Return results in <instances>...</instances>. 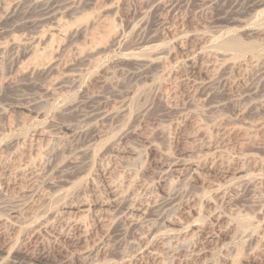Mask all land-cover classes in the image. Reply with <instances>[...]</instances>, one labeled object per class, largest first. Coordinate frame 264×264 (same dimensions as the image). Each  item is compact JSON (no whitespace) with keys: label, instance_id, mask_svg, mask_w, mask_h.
<instances>
[{"label":"rangeland","instance_id":"rangeland-1","mask_svg":"<svg viewBox=\"0 0 264 264\" xmlns=\"http://www.w3.org/2000/svg\"><path fill=\"white\" fill-rule=\"evenodd\" d=\"M47 2L0 0L1 256L264 264V0Z\"/></svg>","mask_w":264,"mask_h":264},{"label":"bare ground","instance_id":"bare-ground-1","mask_svg":"<svg viewBox=\"0 0 264 264\" xmlns=\"http://www.w3.org/2000/svg\"><path fill=\"white\" fill-rule=\"evenodd\" d=\"M70 2L69 0H48L47 2V13L45 15V17L47 16V21H51L54 22L53 20H57V16L59 15V13L64 11L62 8H66L67 5H69ZM73 4V3H72ZM73 7V6H72ZM68 9V8H66ZM45 11V12H46ZM68 11V10H67ZM42 14H44L42 12ZM66 14V13H65ZM59 17V16H58ZM43 18V17H42ZM39 19V18H38ZM44 19V18H43ZM42 20V19H41ZM33 22V21H32ZM43 23V22H42ZM37 24V23H36ZM40 24V23H39ZM38 24V25H39ZM35 27V26H34ZM39 28V27H38ZM60 49V48H59ZM197 63V62H196ZM215 164V163H214ZM206 175V174H205ZM218 179V178H217ZM212 180V179H211ZM212 183V182H211ZM68 224V223H67ZM73 226V225H72ZM213 235V234H212ZM199 240V239H198ZM2 248V247H1ZM191 248V247H190ZM188 249V248H187ZM185 253V252H184ZM193 253V252H191ZM29 255V254H28ZM3 256V255H2ZM1 256V249H0V264H36V263H39L36 259L35 260H31L29 261V263L27 262H23V261H18V260H13V261H6V259H4L3 257ZM25 256V255H24ZM28 257V256H26ZM30 257V256H29ZM35 256H33L34 258ZM45 257V256H44ZM176 257V256H175ZM186 257V256H185ZM25 258V257H24ZM43 258V257H42ZM27 259V258H26ZM23 260V259H22ZM190 260V259H189ZM41 261V260H40ZM49 261V260H48ZM42 263V262H41ZM46 263L47 260H46ZM145 263V262H144Z\"/></svg>","mask_w":264,"mask_h":264}]
</instances>
